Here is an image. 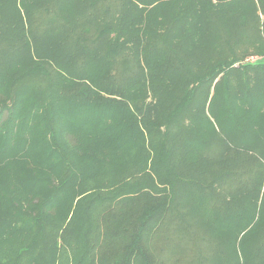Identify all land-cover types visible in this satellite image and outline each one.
Returning a JSON list of instances; mask_svg holds the SVG:
<instances>
[{"label": "trees", "instance_id": "16d2710c", "mask_svg": "<svg viewBox=\"0 0 264 264\" xmlns=\"http://www.w3.org/2000/svg\"><path fill=\"white\" fill-rule=\"evenodd\" d=\"M0 241L264 264V0H0Z\"/></svg>", "mask_w": 264, "mask_h": 264}, {"label": "rangeland", "instance_id": "374dc122", "mask_svg": "<svg viewBox=\"0 0 264 264\" xmlns=\"http://www.w3.org/2000/svg\"><path fill=\"white\" fill-rule=\"evenodd\" d=\"M190 53L191 52H189V54L187 55V57L188 56H190ZM203 55V54H202ZM204 56V55H203ZM257 57H255V56H253V57H249L248 58V61L247 62H251V61H253L254 59H256ZM246 62V63H247ZM246 137H248L249 135L248 134H244ZM235 137H237V138H242L243 137V135H240V133L238 132L237 133V135L235 136ZM132 153H133V155L134 156H136V154H137V150L136 151H132ZM150 160V158H147V160H146V162H148ZM133 162V159H132V161H131V163ZM147 164V163H146ZM145 164V165H146ZM112 168V172L113 173H115V174H118V175H123V174H125V172H124V170L123 169H119V168H116V167H111ZM150 168H145V173H149L150 172V170H149ZM144 170V169H143ZM142 170V171H143ZM142 175V174H141ZM110 189V187H103L102 189H101V191L104 193V192H106V191H108ZM143 189V188H142ZM141 189V190H142ZM141 192H144L143 190L142 191H140V193L138 194V195H140L141 194ZM86 194H88V192H81L77 197H76V199H75V201L78 199V198H81V197H83V196H86ZM133 195H137V193H135V194H133ZM124 195H120V196H117L116 197V199L113 201V203H115V202H118V201H120V199L123 197ZM107 202V201H106ZM103 216V214L99 217V218H101ZM69 218H70V215L68 216V218H67V220L66 221H63L64 223H63V225H65L66 223H68L69 221ZM224 241H226V239H223L222 240V243L224 242ZM2 243H4V242H1L0 241V245L2 244ZM97 254L98 253H96V257H97ZM99 258H100V256H98V260H99ZM56 262V261H55ZM57 263V262H56Z\"/></svg>", "mask_w": 264, "mask_h": 264}]
</instances>
